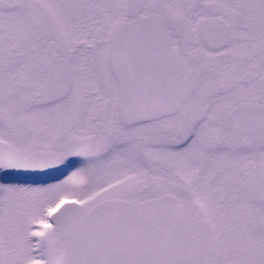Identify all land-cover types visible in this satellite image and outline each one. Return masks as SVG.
<instances>
[{
  "label": "snow or ice",
  "instance_id": "obj_1",
  "mask_svg": "<svg viewBox=\"0 0 264 264\" xmlns=\"http://www.w3.org/2000/svg\"><path fill=\"white\" fill-rule=\"evenodd\" d=\"M0 264H264V0H0Z\"/></svg>",
  "mask_w": 264,
  "mask_h": 264
}]
</instances>
